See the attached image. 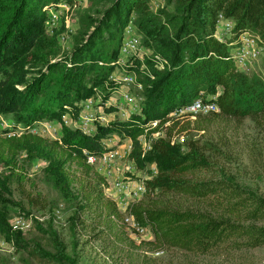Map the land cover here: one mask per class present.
Listing matches in <instances>:
<instances>
[{
    "label": "trees",
    "instance_id": "16d2710c",
    "mask_svg": "<svg viewBox=\"0 0 264 264\" xmlns=\"http://www.w3.org/2000/svg\"><path fill=\"white\" fill-rule=\"evenodd\" d=\"M59 1L0 0V115H10L25 128L43 118L61 126L60 140L31 134L0 138V164L12 168L11 180H25L14 167L21 153L31 158L36 150L46 151V173L54 177L69 207L71 253L53 219L46 227L36 222L51 250L33 242L28 252L35 263L77 264V249L93 243H99L103 264H135L139 259L154 264L162 253L181 254L183 260L176 264H195L191 258L230 257L263 248L264 195L243 187L222 164L226 158L221 150L198 137L197 132L208 129L202 115L196 121L170 115L202 99L219 108L209 117L250 118L264 127V78L240 71L231 45L246 33L264 43V0H162L156 10L152 0H99L104 9L78 12L67 49L59 42L62 30L49 35L45 25L46 9ZM220 16L234 23L230 40L215 37ZM132 17L150 53L144 59L146 69L134 62L142 85L139 111L98 127L90 136L64 125L63 117H75L95 89H103L106 100L105 84L116 87L109 77ZM112 137L131 142L128 160L135 167L155 169L144 183L143 198L124 212L105 196L106 180L86 162L87 155L107 151L103 140ZM29 202L40 211L48 207L40 192ZM11 203L0 190V233L17 251L27 250L25 235L10 226ZM14 205L24 213L20 203ZM127 217L147 229L150 238L135 241Z\"/></svg>",
    "mask_w": 264,
    "mask_h": 264
},
{
    "label": "rangeland",
    "instance_id": "374dc122",
    "mask_svg": "<svg viewBox=\"0 0 264 264\" xmlns=\"http://www.w3.org/2000/svg\"><path fill=\"white\" fill-rule=\"evenodd\" d=\"M108 0H106L107 4ZM104 3H99V0H82L80 4H69L68 9L59 11V21L56 25V30L63 33L59 37V42L64 49H67L70 43V36L76 30L78 12L84 9H88L91 12L96 9H104L106 6ZM162 0H152L151 7L156 10L159 6H162ZM133 17L124 29L121 37V44L124 39L128 37L126 30L131 26V34H135L140 39L135 31V27L132 24ZM232 37V36H231ZM139 51L135 56L129 58V62H138V59L144 56L143 52H147L139 43ZM120 54L118 55V58ZM116 74L122 75V71L116 68ZM258 75L264 78V64L263 61L258 63L254 72L251 74ZM132 97L136 98L139 92L134 88H129ZM116 104H119L120 97L116 95L113 97ZM124 107V106H123ZM122 107V108H123ZM126 107V106H125ZM112 108V111H116L115 104L105 109ZM108 112V111H106ZM109 114V113H107ZM202 115V122H207L208 129L204 132H197L198 137L201 135L203 141H212V143L220 149L226 160L222 161L227 172L233 175L237 181L245 188L252 189L264 195V127L262 128L252 119H244L242 122H238L234 119H226L223 117L213 118L210 115ZM5 120L12 122L13 119L10 115H1ZM170 116H173L171 114ZM118 119V117L115 116ZM198 116L194 118H188L187 120L196 121ZM181 119V118H180ZM67 121L70 128H77L79 121V113L75 117L71 115H65L62 119ZM186 120V119H185ZM210 120V121H207ZM182 121V120H181ZM184 121V120H183ZM49 122L46 118L39 120L35 125L37 127H45ZM53 125L56 128V134L54 136L47 133H41L43 138L47 139H61V127L59 122L53 121ZM196 133V132H195ZM155 138L158 135L154 136ZM106 142L110 148H116V142L119 141L117 137L110 138ZM121 142L123 150H127V145L130 144L128 140H122ZM46 152V151H45ZM45 152L36 150L35 156L29 157L27 152H23L15 160L16 171L22 170V174L25 178L24 181L19 182L8 178L11 167L8 165L0 164V190L3 196L9 199L11 203V211L9 213V223H12L15 219L21 218L28 225L27 229L21 231L25 235L28 248L27 250H18L13 243L7 242L3 235L0 233V264H36L34 258L30 256L28 250L33 246V242H38L47 251L51 250V246L47 240V236L39 234L36 229V222L43 223L46 227V223L53 219L54 228L59 233L60 237L67 246V253H71V237L67 231V218L70 215L69 207L60 198V194L57 191L55 185V179L52 176H48L46 173L48 168L47 154ZM153 167H145L143 169L135 167V165L128 160V157L123 155L117 164L113 167V172L116 177L129 178L136 182H145L152 176ZM110 182V186L112 182ZM40 192L41 195L47 201V208L45 211H40L38 207L32 205L29 200L31 197H35ZM105 196L108 197V193L105 192ZM144 194L140 196L143 198ZM110 199V197H108ZM139 199V200H140ZM136 200L130 199V202ZM14 203H20L24 208L22 213L18 206ZM117 207L120 211H123V205L119 203ZM135 241H139L147 238H137L131 236ZM80 257L77 264H103L102 255L100 254L99 243H93L85 246L80 250L77 249ZM157 261L154 264H176L179 260H183L181 254L162 253L156 255ZM191 261L195 264H264V247L234 253L232 256H206L201 258H191ZM127 264V263H126ZM135 264H146L139 259Z\"/></svg>",
    "mask_w": 264,
    "mask_h": 264
},
{
    "label": "built area",
    "instance_id": "2783aa9c",
    "mask_svg": "<svg viewBox=\"0 0 264 264\" xmlns=\"http://www.w3.org/2000/svg\"><path fill=\"white\" fill-rule=\"evenodd\" d=\"M82 0H60L56 5L46 9L47 20L46 30L49 35H53L56 30V25L59 21V11L61 12L68 9L69 4H80ZM234 30V23L230 20H226L223 16H220L217 24V32L215 37L219 41L230 40ZM128 37L124 39V42L120 47V58H117L115 65L119 71H122V75L116 74V71L111 74L109 80L116 84V87L109 88L108 83L105 84L104 89L109 93V97L103 100V89H95L93 97L84 100L80 104L79 121L77 129L85 135H93L98 127L107 126L114 121H124L129 118L133 113L139 111L140 97L137 95L136 98L132 97L129 88L132 86L138 92L142 90V85L137 81V72L133 69L134 62H129L127 59L135 56L139 51L140 39L131 34V26L126 30ZM232 58L236 62L238 69L248 75L254 72L255 67L263 60L264 55V43L258 36H254L251 33H246L240 37V39L231 44ZM146 50V49H145ZM144 56L138 59L140 70L146 69L144 59L150 56V53L143 52ZM155 59H158L157 57ZM159 68H162V63L157 64ZM116 70V69H115ZM119 95L120 102L116 104L114 96ZM116 111H108L105 109L114 105ZM124 106V107H123ZM126 106V107H125ZM123 107V108H122ZM219 112V108L214 103H206L202 99H196L191 105L175 110L172 114L176 118L190 117L194 118L199 114H211ZM109 113V114H107ZM118 117L117 118H115ZM64 125L68 126L67 121H63ZM157 121L151 123L152 127H155ZM61 127V126H60ZM69 127V126H68ZM41 133H47L48 135L54 136L56 134V128L52 122H49L45 127H32L25 128L21 124H15L14 121L9 122L0 115V138L10 139L19 138L23 135L31 134L35 136H41ZM159 136V134H156ZM113 138V137H112ZM112 139L103 140V144L108 148L107 151L101 155H87V164L93 166L95 170L106 180L107 187L104 192L108 193V197L117 205L119 203L123 205V211L126 210L128 205L132 202H136L145 193V182H136L129 178L116 177L113 172L114 165L117 164L118 160L123 155L128 157L131 150V142L127 145V150H123L122 143L116 142V148H110L106 142ZM141 142L144 149H149V144L141 138ZM153 169V174L155 169ZM150 179V178H149ZM148 179V180H149ZM112 185L110 186V182ZM147 181V180H146ZM135 198L136 200L130 202V199ZM127 229L131 236L137 238H150L147 229L138 226L131 217L125 219ZM11 226V225H10ZM13 229L23 231L27 229L28 225L26 222L17 218L12 223ZM147 238V239H148ZM158 255V254H156Z\"/></svg>",
    "mask_w": 264,
    "mask_h": 264
}]
</instances>
